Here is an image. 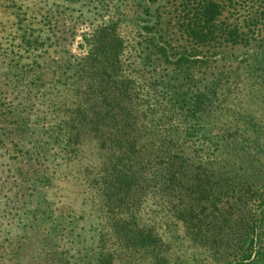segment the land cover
I'll return each mask as SVG.
<instances>
[{"label":"rangeland","instance_id":"374dc122","mask_svg":"<svg viewBox=\"0 0 264 264\" xmlns=\"http://www.w3.org/2000/svg\"><path fill=\"white\" fill-rule=\"evenodd\" d=\"M123 9L131 18L119 23ZM135 10L131 0H0V264H99L90 180L98 166L133 163L117 122L129 97L112 67L118 34L141 25ZM226 75L201 120L212 159L193 145L197 170L149 179L158 191L129 183L134 198L150 196L131 228L135 264H264V82Z\"/></svg>","mask_w":264,"mask_h":264},{"label":"trees","instance_id":"16d2710c","mask_svg":"<svg viewBox=\"0 0 264 264\" xmlns=\"http://www.w3.org/2000/svg\"><path fill=\"white\" fill-rule=\"evenodd\" d=\"M131 1L141 25L126 38L117 33L112 68L129 97L118 101L121 150L134 149L135 155L132 164L113 171L98 166V179L90 180L95 195L88 198V212L96 219L88 228L97 229L99 264H135L131 228L150 196L145 190L134 198L130 182L142 189L149 179L172 182L192 165L197 170L201 151L193 145L205 146L203 156L212 159L214 142L201 120L219 101L226 74L242 70L264 82V0H167L169 6L166 0ZM127 12H120L119 23L130 20ZM237 46L245 51L234 59ZM230 58L239 59L234 64ZM149 185L160 189L154 181Z\"/></svg>","mask_w":264,"mask_h":264}]
</instances>
